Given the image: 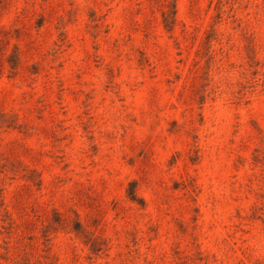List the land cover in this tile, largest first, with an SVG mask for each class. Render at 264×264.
I'll use <instances>...</instances> for the list:
<instances>
[{"label": "rangeland", "instance_id": "obj_1", "mask_svg": "<svg viewBox=\"0 0 264 264\" xmlns=\"http://www.w3.org/2000/svg\"><path fill=\"white\" fill-rule=\"evenodd\" d=\"M0 264H264V0H0Z\"/></svg>", "mask_w": 264, "mask_h": 264}]
</instances>
